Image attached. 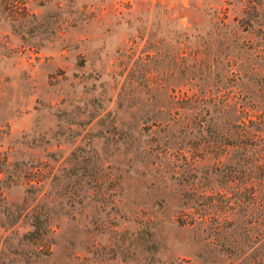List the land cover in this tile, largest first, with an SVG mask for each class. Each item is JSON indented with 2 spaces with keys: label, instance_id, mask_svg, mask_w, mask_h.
<instances>
[{
  "label": "rangeland",
  "instance_id": "obj_1",
  "mask_svg": "<svg viewBox=\"0 0 264 264\" xmlns=\"http://www.w3.org/2000/svg\"><path fill=\"white\" fill-rule=\"evenodd\" d=\"M262 120L264 0H0V264H264Z\"/></svg>",
  "mask_w": 264,
  "mask_h": 264
},
{
  "label": "trees",
  "instance_id": "obj_2",
  "mask_svg": "<svg viewBox=\"0 0 264 264\" xmlns=\"http://www.w3.org/2000/svg\"><path fill=\"white\" fill-rule=\"evenodd\" d=\"M249 123L252 124L254 122L249 121ZM260 123L262 124H259L257 127L253 125L254 126L253 127L252 125L250 126V124L249 126L246 123L242 124V121H241L240 125L239 124L235 125V128L234 129L231 128L230 133L226 134L225 137H227V144H225L224 142V145L228 149H231V152H230L231 158L240 159V157L244 156V154L247 155L246 149L249 146V142L254 143L253 146L257 147V149H260L259 151L260 154L258 155L257 153H255V156L257 158L259 157L262 162L258 170L259 172H261V174L264 177V121L262 120L260 121ZM256 142H257V145H256ZM222 143L223 142L221 141L220 144L222 145ZM250 146H252V144ZM244 150H245V153H243ZM198 199H201V198L198 197L196 201H198ZM206 210H203V212L204 211L206 212ZM201 212L197 214L196 220L195 218H192L193 223L194 221H196L199 225H201V227H203V229L208 231L210 230V227L208 224L209 220L207 219L206 214L201 213Z\"/></svg>",
  "mask_w": 264,
  "mask_h": 264
}]
</instances>
